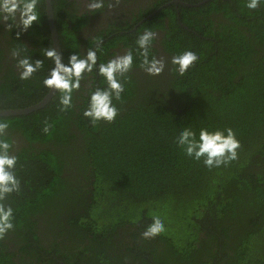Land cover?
<instances>
[{
    "label": "trees",
    "instance_id": "1",
    "mask_svg": "<svg viewBox=\"0 0 264 264\" xmlns=\"http://www.w3.org/2000/svg\"><path fill=\"white\" fill-rule=\"evenodd\" d=\"M51 2L67 63L75 35L61 12L65 0ZM245 2L179 5L188 28L172 4L136 31L129 25L118 33L135 55L138 33L161 30L168 58L164 71L150 76L136 56L112 122L93 125L84 117V88L66 110L57 90L40 110L0 117L9 122L4 137L11 146V136L28 143L11 148L20 191L3 201L14 209L15 227L0 237V264H264V5L251 10ZM38 7L39 22L25 31L0 24V109L30 106L49 90L42 82L53 64L43 51L53 42L45 0ZM105 42L118 46L114 37ZM14 47L43 61L27 80L19 79L16 59L14 67L4 61ZM186 49L199 60L179 76L171 58ZM98 83L106 86L100 76ZM184 128L197 135L201 128L232 129L238 158L205 167L176 143ZM154 214L166 231L145 239Z\"/></svg>",
    "mask_w": 264,
    "mask_h": 264
},
{
    "label": "clouds",
    "instance_id": "2",
    "mask_svg": "<svg viewBox=\"0 0 264 264\" xmlns=\"http://www.w3.org/2000/svg\"><path fill=\"white\" fill-rule=\"evenodd\" d=\"M40 0H0V22H5L8 30L19 28L25 31L40 20ZM264 5V0H246L245 6L255 10ZM104 7V0H90L88 8L96 12ZM19 32L16 33L19 37ZM156 38V33L150 29L138 33L135 40L134 51L129 50L124 54L114 55L106 63H97V51L101 45L96 44L95 49H90L81 56L76 52L70 53L65 63L54 47L44 49L43 55L52 61L53 66L43 80V85L50 90H58L62 110L72 107L73 92L80 88L81 80L85 73H93L103 78L104 87H97L90 91L88 104L83 115L93 125L99 121L112 122L118 115V108L114 101L121 100L125 91L123 81L127 79V73L134 67L136 56L140 58L139 66L150 76H158L165 69L162 59L151 55L150 49ZM24 47H14L11 55L16 59L19 69V79L27 80L38 71L42 60H32L24 55ZM199 60L197 52L186 49L173 55L171 63L179 76H183L188 69ZM9 127L8 121L0 120V237L14 229L15 215L11 206L3 201L11 193L20 191V180L16 176L15 167L17 157L11 154V143L4 137V131ZM186 156L195 160H202L205 167L212 169L227 165L238 158L240 142L232 129L209 130L201 128L197 135L190 128H184L176 137ZM166 231L164 219L159 214L152 216L151 222L141 233L145 239L157 236Z\"/></svg>",
    "mask_w": 264,
    "mask_h": 264
},
{
    "label": "flooded vegetation",
    "instance_id": "3",
    "mask_svg": "<svg viewBox=\"0 0 264 264\" xmlns=\"http://www.w3.org/2000/svg\"><path fill=\"white\" fill-rule=\"evenodd\" d=\"M186 2L184 0H179ZM175 2L174 0H166L165 2H162L160 4H157L158 7L153 6L157 0H104V7L102 9L97 10L96 12H91L88 8V4L90 0H65V4L62 6L61 12L65 14L67 12L68 17V26L70 28V31H72L75 35L76 40V49H74V52H79L81 56L85 55L86 52L90 49H95L96 44L99 43L101 45L100 49L97 51V63L100 59L103 57L106 58L108 61L111 59L114 55L118 54H124L129 50V47H125L123 41L117 37H115L118 33H126L127 32V26H132V31H136L138 26H141L147 19L151 18L153 14H155L160 9L174 5L175 8L178 11V21L179 23L185 27L188 28L185 23H183L180 20V8L179 5L185 6L181 4V2ZM203 0H200L198 2H201ZM194 2V3H198ZM52 3V2H51ZM190 3V2H187ZM193 3V4H194ZM206 3V2H204ZM202 3V4H204ZM200 4V5H202ZM199 5V6H200ZM186 7H197V6H186ZM152 9V11H148V9ZM67 10V11H65ZM144 14V15H143ZM216 14H222L221 11H219ZM142 16L139 18V16ZM73 17V18H72ZM77 17H80L79 19ZM138 20L136 23L133 21ZM227 20V18H226ZM134 23V24H133ZM165 26L167 27L169 24V17L165 16L164 18ZM0 24H5V22H0ZM153 31V30H152ZM156 33V43L154 46L156 47V52L154 56H156L159 59H162L164 62L168 58V53L164 50L163 44H162V35L163 32L161 30H155ZM116 39L118 42V46L114 45L113 47H103L105 45V41L112 39L113 41ZM14 58L9 53L5 52L4 55V61L12 65L14 67ZM6 65L5 63H3ZM100 64V63H98ZM14 69L18 70L17 65L14 67ZM134 71V69H132ZM144 71V70H143ZM95 70L93 73H85L80 84V88L75 90V94L79 95L80 92L84 88V91L82 92V99L89 98L90 91L94 90L99 86L98 80L99 76L96 77L94 75ZM142 83H140V87L143 88L145 81V78L141 79ZM42 99V98H41ZM12 137V149L18 148L19 145H28L26 140L16 138L14 136ZM34 145H37L36 143H33ZM65 169L67 172L65 175L69 176V168L65 166Z\"/></svg>",
    "mask_w": 264,
    "mask_h": 264
},
{
    "label": "water",
    "instance_id": "4",
    "mask_svg": "<svg viewBox=\"0 0 264 264\" xmlns=\"http://www.w3.org/2000/svg\"><path fill=\"white\" fill-rule=\"evenodd\" d=\"M174 1L177 2L179 0H174ZM207 1L209 0H203L201 2L194 3V4L183 2V1H179V2H181V4L185 6H199L200 4L207 2ZM45 9H46L47 22H48V27L50 31V36L53 42V47L55 48L56 52L61 56V59L63 60L62 50H61L60 40L58 37V32H57V28L55 24V18H54V12H53L51 0H45ZM56 91L57 90L54 91V90L49 89L48 92L43 96L41 100L27 107L0 109V117L27 115L34 111L40 110L44 108L51 101Z\"/></svg>",
    "mask_w": 264,
    "mask_h": 264
}]
</instances>
